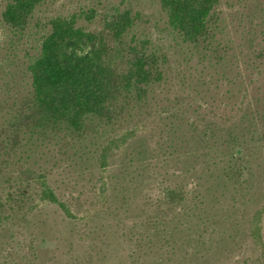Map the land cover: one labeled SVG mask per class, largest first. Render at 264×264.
<instances>
[{
  "label": "rangeland",
  "instance_id": "374dc122",
  "mask_svg": "<svg viewBox=\"0 0 264 264\" xmlns=\"http://www.w3.org/2000/svg\"><path fill=\"white\" fill-rule=\"evenodd\" d=\"M9 1L0 0V264H264V0H219L198 44L169 26L161 0H46L23 31L3 20ZM118 14L132 26L115 40L107 25ZM57 18L104 35L125 58H156L165 76L145 104L130 100L81 138L32 140L16 124L30 60ZM193 124L220 137L241 128L251 171L197 197L194 154L207 144L192 141ZM43 176L70 216L39 197ZM180 186L187 201H167L165 189ZM194 209L202 219H190Z\"/></svg>",
  "mask_w": 264,
  "mask_h": 264
},
{
  "label": "trees",
  "instance_id": "16d2710c",
  "mask_svg": "<svg viewBox=\"0 0 264 264\" xmlns=\"http://www.w3.org/2000/svg\"><path fill=\"white\" fill-rule=\"evenodd\" d=\"M44 1L10 0L3 14L5 24L16 30H25ZM218 2L161 0V5L169 26L183 41L198 44L210 33L209 20ZM131 26L128 14H118L107 25L115 40H119ZM104 40V35L78 27L75 19L57 18L51 22L50 33L42 39L38 55L31 58L28 66L31 88L26 111L20 114L16 124L19 131L32 140L58 132L77 133L81 138L86 135L90 123L117 120V111L124 110L130 100L135 99L139 105L148 101L149 94L165 76L156 58L136 49L125 58L120 46H104ZM178 111L175 108V113L180 115ZM193 126L192 141L200 147L207 144L204 153L196 150L194 154L197 156L199 151L200 158L196 159L203 160L193 168L197 197L207 192L211 185H217L218 189L220 185H227L232 175L251 171L252 161L250 155L246 156L248 148H243L246 135L240 132L241 128L231 129L225 137H220V131L210 125L202 135L196 124ZM116 143L117 140L111 141L103 149L101 165L104 166L108 151ZM207 178L212 181L207 182ZM46 179L42 177L39 197L70 216L69 205L58 197ZM163 194L172 204L183 203L189 196L184 186L167 187ZM192 203L195 205L196 201L192 200ZM189 215L192 220L202 219L197 209L190 211Z\"/></svg>",
  "mask_w": 264,
  "mask_h": 264
}]
</instances>
